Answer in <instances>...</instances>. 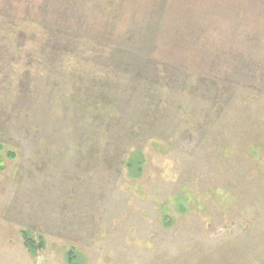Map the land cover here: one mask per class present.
<instances>
[{
    "label": "rangeland",
    "instance_id": "obj_1",
    "mask_svg": "<svg viewBox=\"0 0 264 264\" xmlns=\"http://www.w3.org/2000/svg\"><path fill=\"white\" fill-rule=\"evenodd\" d=\"M0 158V264H264V0H0Z\"/></svg>",
    "mask_w": 264,
    "mask_h": 264
},
{
    "label": "trees",
    "instance_id": "obj_2",
    "mask_svg": "<svg viewBox=\"0 0 264 264\" xmlns=\"http://www.w3.org/2000/svg\"><path fill=\"white\" fill-rule=\"evenodd\" d=\"M140 154L141 153H138L136 150H134L131 156L129 157V160L127 161V166L129 168V171L135 177L139 176L138 171H140L142 168L141 164L143 163V161H142V158L140 157ZM1 163H2V159L0 158V168H1ZM22 236H23V241L25 243V246L32 254L37 253L39 245L41 248L44 247V244H42L41 242L37 244V241L35 240L33 234L28 229H23ZM76 252L77 251H75L74 249H70L67 252L66 255H67L68 264H81L80 262H78L79 252L78 253Z\"/></svg>",
    "mask_w": 264,
    "mask_h": 264
},
{
    "label": "water",
    "instance_id": "obj_3",
    "mask_svg": "<svg viewBox=\"0 0 264 264\" xmlns=\"http://www.w3.org/2000/svg\"><path fill=\"white\" fill-rule=\"evenodd\" d=\"M40 263V260L38 261V264Z\"/></svg>",
    "mask_w": 264,
    "mask_h": 264
}]
</instances>
